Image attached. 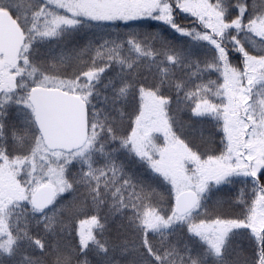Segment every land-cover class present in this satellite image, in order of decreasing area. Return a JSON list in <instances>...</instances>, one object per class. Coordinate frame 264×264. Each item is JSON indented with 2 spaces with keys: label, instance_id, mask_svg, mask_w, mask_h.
<instances>
[{
  "label": "snow or ice",
  "instance_id": "obj_1",
  "mask_svg": "<svg viewBox=\"0 0 264 264\" xmlns=\"http://www.w3.org/2000/svg\"><path fill=\"white\" fill-rule=\"evenodd\" d=\"M0 264H264V0H0Z\"/></svg>",
  "mask_w": 264,
  "mask_h": 264
}]
</instances>
